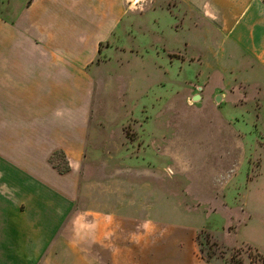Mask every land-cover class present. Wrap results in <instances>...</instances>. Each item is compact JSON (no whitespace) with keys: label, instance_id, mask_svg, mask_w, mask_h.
Instances as JSON below:
<instances>
[{"label":"rangeland","instance_id":"rangeland-1","mask_svg":"<svg viewBox=\"0 0 264 264\" xmlns=\"http://www.w3.org/2000/svg\"><path fill=\"white\" fill-rule=\"evenodd\" d=\"M29 2L0 0V38ZM137 17L127 9L115 32L118 45H134ZM191 53L185 61L173 54V66L158 71L133 58L120 68L113 57L109 91L92 94L84 153L71 174L73 157L62 149L37 153L40 136L49 150L54 125L31 131L11 108L9 139L0 134V211L42 213L47 227L57 228H106L110 218L118 242L141 245L127 252L126 264H264V186L247 190L246 183L255 170L251 138L237 157L222 149L230 143L221 138L222 115L246 121L248 108L218 103L216 95L229 92L218 90L214 58ZM2 116L0 108V133ZM259 173L263 184L264 166ZM246 208L258 218L248 222ZM71 255L64 248L62 264H73Z\"/></svg>","mask_w":264,"mask_h":264},{"label":"crops","instance_id":"crops-1","mask_svg":"<svg viewBox=\"0 0 264 264\" xmlns=\"http://www.w3.org/2000/svg\"><path fill=\"white\" fill-rule=\"evenodd\" d=\"M128 8L137 12L138 24L134 45L125 47L114 37ZM191 52L214 58L210 70L221 77L217 89L229 92L216 95L218 103L248 108L246 121L222 115L221 138L230 142L222 149L227 157H237L251 138L254 155L248 162L255 170L247 174V190L264 186L259 173L264 166V0H139L136 5L130 0H30L4 25L0 38V108L6 109V119H1L6 130L0 134L9 139L11 108L31 131L54 125L49 150L43 149L40 136L37 153L62 149L73 157L71 174L84 153L92 94L102 87L109 91L113 57L120 68L133 58L158 71L173 66L171 61L178 60L173 54L185 61ZM245 212L248 222L258 218L254 211ZM32 216L0 211V264H62L64 248L71 251L73 264H126L127 252L142 249L118 242L110 218L106 228H57L47 227L42 213ZM34 218L39 221L32 223Z\"/></svg>","mask_w":264,"mask_h":264},{"label":"built area","instance_id":"built-area-1","mask_svg":"<svg viewBox=\"0 0 264 264\" xmlns=\"http://www.w3.org/2000/svg\"><path fill=\"white\" fill-rule=\"evenodd\" d=\"M137 1H139V0H130V2L133 3L134 5L137 4Z\"/></svg>","mask_w":264,"mask_h":264},{"label":"water","instance_id":"water-1","mask_svg":"<svg viewBox=\"0 0 264 264\" xmlns=\"http://www.w3.org/2000/svg\"><path fill=\"white\" fill-rule=\"evenodd\" d=\"M197 98H198V95H195L193 99L195 100V99H197Z\"/></svg>","mask_w":264,"mask_h":264},{"label":"bare ground","instance_id":"bare-ground-1","mask_svg":"<svg viewBox=\"0 0 264 264\" xmlns=\"http://www.w3.org/2000/svg\"><path fill=\"white\" fill-rule=\"evenodd\" d=\"M135 7V6H134Z\"/></svg>","mask_w":264,"mask_h":264}]
</instances>
